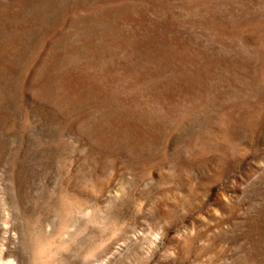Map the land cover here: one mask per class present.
I'll list each match as a JSON object with an SVG mask.
<instances>
[{"label":"rangeland","instance_id":"374dc122","mask_svg":"<svg viewBox=\"0 0 264 264\" xmlns=\"http://www.w3.org/2000/svg\"><path fill=\"white\" fill-rule=\"evenodd\" d=\"M0 264H264V0H0Z\"/></svg>","mask_w":264,"mask_h":264}]
</instances>
